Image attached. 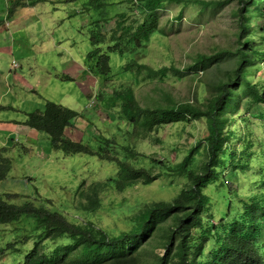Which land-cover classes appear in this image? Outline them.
<instances>
[{"label": "trees", "instance_id": "trees-1", "mask_svg": "<svg viewBox=\"0 0 264 264\" xmlns=\"http://www.w3.org/2000/svg\"><path fill=\"white\" fill-rule=\"evenodd\" d=\"M20 1L7 6L8 17ZM28 1L20 4L27 5ZM120 1L126 3L123 10L108 16L104 8ZM226 1L86 0L85 11L94 8L100 16L86 25L89 47L84 67L106 85L110 84V52L126 56L124 70L164 71L163 67L153 70L139 62L146 55L150 36L160 31L157 9L165 2L211 5ZM239 2L234 12L238 19L233 47L198 53L188 65L190 69L203 68L226 57L233 59L232 67L224 71L225 77L212 83L210 95L200 105L171 99L165 104L142 105L130 83L110 84V93L99 90L95 98L106 102L104 109L110 108L109 125H114L113 129L110 131L108 124L99 127L92 120L81 122L84 131L94 127V146L64 135L66 126H75L79 123L75 120L84 117L80 110L45 99L41 107L26 112L23 123L44 131L51 148L65 154L81 152L113 160L118 174L90 182L84 188L79 183L76 212L81 219H69L50 208L46 203H51L49 199L27 196L15 202L19 193L0 192V224L21 220L29 225L23 231L16 227L12 239L0 246V256L17 252L22 255L20 264H264V235L259 234L264 231V141L252 132L250 116H237L242 121L239 125L231 111L244 97L264 107V76L256 74L259 61H264V0ZM101 20L111 27L99 28ZM249 67H253L250 74ZM61 78L71 79L68 75ZM199 118L205 120L199 163L191 165L197 150L193 145L174 164L151 158L159 173L138 164L144 157L134 148V139L139 135L159 124ZM116 120L126 123L125 132ZM116 131L127 139V145L117 140ZM114 150H121L123 155L112 154ZM0 161L6 158L0 157ZM6 167L0 164V179ZM160 173L180 175L184 182L170 199L153 200L137 209L127 206L124 230L113 232L87 218L100 206L102 191H121L138 181L149 183ZM157 246L163 249L161 253L155 250Z\"/></svg>", "mask_w": 264, "mask_h": 264}, {"label": "rangeland", "instance_id": "rangeland-1", "mask_svg": "<svg viewBox=\"0 0 264 264\" xmlns=\"http://www.w3.org/2000/svg\"><path fill=\"white\" fill-rule=\"evenodd\" d=\"M13 1L7 0V4L10 5ZM26 1L21 0L20 3ZM20 3L16 4L12 14L14 17L9 26V21H0L3 29H0V38L7 36L10 44L8 47L22 64L20 70H26L25 78L20 84V99L23 104L15 103L16 109L6 110L14 117L25 118V110L31 111L41 107L34 104H39L42 97L73 108L78 107L77 109L83 112L84 117L77 118L75 121L79 123L76 122L75 126L64 128V135L74 141L94 146V142L91 141L96 133L94 127H88L84 131L81 126V122L84 123L86 119L92 120L99 127L110 124L108 117L110 108L104 109L106 102L95 98L99 90L110 93V84L130 83L136 99L142 105L165 104L168 99L200 105L210 95L212 83L218 77H225L224 71L233 65L232 57H226L219 62L209 63L203 68L188 67L198 53L209 54L217 49L233 47L238 19L234 12L241 5L239 0H227L221 4L211 5L165 2L161 8L157 9L160 31L150 36L145 45L146 55L139 60L153 70L163 67L164 71L148 72L142 68L136 73L134 68L124 70L122 65L126 61V56L110 52L111 75L108 85L102 83L100 76L90 73L84 67V58L89 47L86 33L91 19L100 16L99 10L91 8L85 11L86 0H37L29 6H21ZM125 5L124 2H112L104 8V11L109 16L123 10ZM2 9L6 12V8L0 2V13L3 15ZM18 9L23 12L31 10L33 15L16 17ZM98 26L102 30L107 26L111 27L102 20ZM52 39L59 40L58 48L62 52V57H68L61 60L60 71L66 75L67 72H72L74 81L54 78V67L50 70L49 65L43 62L45 60L51 63L55 60L56 63L60 60L57 53L52 50H46L43 53L37 50ZM52 44H55L54 41ZM34 61H42V67ZM259 62L260 68L256 69V74L264 76V61ZM5 63L7 64L6 61ZM82 66L84 69H81ZM43 68L48 69V72H40V75L46 77L41 80L37 70ZM247 72L252 73L253 67H249ZM51 73L52 76H50ZM28 85L30 89L26 88ZM33 87L38 89V92L31 94ZM13 99V95L8 96V100ZM89 101L93 103L89 104ZM19 108L24 112H20ZM231 111L239 125H242L240 116H250L252 132L264 141V107L244 97L239 100L237 108ZM116 121L119 123L121 132H125L126 123ZM107 127L111 131L114 125ZM243 131L240 130V132ZM114 135L122 145L129 143L118 131ZM203 136H205L204 118L159 124L149 133L134 139L135 150L144 156H141V160L137 162L151 168L153 173H159V167L151 163V158L156 157L174 164L182 160L188 148L195 145L197 150L191 157V165L194 166L203 157ZM49 145L48 135L44 131H35L27 141L17 135V138H14L9 145L10 150H0V157L6 158V161H0V164H7L4 175L0 179V192L19 193V197L14 199L15 202L27 196L31 199L37 197L43 201L49 199L51 203L45 202L50 208L58 209L69 219L70 217L81 219L82 216L76 212L79 183L84 188L90 182L115 177L118 174V167L113 160L100 159L96 155L81 152L65 154L60 150L48 149ZM122 153L121 150L112 152L119 157L123 155ZM183 182L184 178L180 175L160 173L149 183L138 181L121 191L107 189L100 193V206L87 218L95 225L113 232L124 230L127 226L125 218L129 215L128 209L125 210L127 206L131 205V208L137 209L153 200L170 199ZM17 226L22 231L29 228L27 221L21 220L7 225L0 224V246L12 239ZM259 234L263 236L264 231L260 230ZM155 250L160 253L163 251L158 246ZM21 258V254L9 251L0 256V263L20 264Z\"/></svg>", "mask_w": 264, "mask_h": 264}, {"label": "crops", "instance_id": "crops-1", "mask_svg": "<svg viewBox=\"0 0 264 264\" xmlns=\"http://www.w3.org/2000/svg\"><path fill=\"white\" fill-rule=\"evenodd\" d=\"M31 1L32 0H29L27 5H26V3H23V4H21V6H24V5L29 6L30 4L33 5L34 3H31ZM0 2L2 4V6L4 8H6V11H7V5H8L7 0H0ZM2 12H4V13H3V15H2V13H0V21H2V19L5 16V13H6L3 9H2ZM28 14L33 15V11L28 10L26 12H23V11H20V9H18L16 17L21 18V17L27 16ZM13 17H14V15H11L9 17L6 15V18L9 20L8 26L12 22ZM0 29H2V24H0ZM53 41L55 44H52ZM58 41H59L58 39H52V41L50 40L49 43L41 45L40 47L37 48V50L41 53H43L46 50H52L53 52H56L57 55L59 56L60 60L57 61L56 63H55V60L53 63H48V61H45V60L43 61V62H46L45 64L49 65L50 70H52V68L54 67L53 72L55 73L54 78H56V79H60L59 78L60 75H58L59 73L66 74V73L60 71L59 65H61V60L63 58L64 59L68 58L67 56L62 57V55H61L62 52L59 51L60 48H58V46H59ZM8 45H10V44L8 42L7 36L6 37L2 36L0 38V150L2 148H4V146L11 145L14 138L15 139L17 138V135L22 136L24 138V140L27 141L32 137L33 133H35V131H36L33 128H30L23 123L25 120L24 117L19 119L16 116L14 117L11 113L8 114V112L6 110L9 108H15L16 109L15 103L23 104L21 102V99H20V89H21L20 84H22V82L25 78L24 71H26L24 69L20 70L22 67V64L18 61V59H16L14 57L13 52H11V49L8 47ZM41 48H44V49L42 50ZM87 50H88V47H87ZM72 52H74V51H72ZM10 56H13L20 63V68L16 71L13 70L11 72L9 70L8 65L10 64V62H9ZM71 56H72V53H71ZM5 61L7 62V64L5 63ZM41 62L42 61H34V63H36L38 66L42 67ZM54 63H55V65H54ZM79 69H80V67H79ZM81 69H84V67L82 66ZM81 69H80V71H81ZM37 71H39V77L41 78V80H44L46 77L40 75V72L47 73L48 69L43 68V69H38ZM71 74H73V73L67 72V75L70 76L71 79H73L72 81H74V76ZM76 75H78V74H76ZM50 76H52V73L50 74ZM10 86H11V89H9ZM26 88L30 89V85L26 86ZM79 90L81 91L80 88H79ZM30 92H31V94L34 92H38V89L33 87V91H30ZM26 94H28V93H26ZM9 95L14 96V99L12 101L8 100ZM39 96H41V95L39 94ZM80 96H81V94H80ZM74 97H76V94H74ZM30 99H32V98H30ZM45 99H47V98L42 97L43 101ZM42 100L39 104H34V105L35 106H37V105L42 106V104H43ZM86 101H85V103H86ZM85 103H84V105H85ZM65 106H67V105H65ZM67 107H70V106H67ZM70 108H73V107H70ZM77 108L78 107H76V108L74 107L73 109L79 111V109H77ZM19 111L24 112L20 108H19ZM26 112H28V111L25 110V117H26ZM50 148L51 147L49 145L48 149H50ZM4 150H6V149L4 148Z\"/></svg>", "mask_w": 264, "mask_h": 264}, {"label": "clouds", "instance_id": "clouds-1", "mask_svg": "<svg viewBox=\"0 0 264 264\" xmlns=\"http://www.w3.org/2000/svg\"><path fill=\"white\" fill-rule=\"evenodd\" d=\"M28 1V0H27ZM29 2V1H28ZM16 8V7H15ZM15 11V10H14ZM13 11V12H14ZM6 15L8 16V13L6 12L5 13V16H4V18L2 19V21H9L7 18H6ZM4 24H6L5 22H4ZM45 52V51H44ZM9 62H10V64L8 65L9 66V70L12 72L13 70H18L19 68H20V63L13 57V56H10V58H9ZM49 62V61H48ZM54 62V61H53ZM53 62H51V63H53ZM58 75H60L59 76V78L60 79H62L61 78V76L62 75H66V74H61V73H59ZM4 148L6 149V150H9V145L8 146H4ZM51 150H53V148H50ZM2 150V149H1ZM4 150V149H3ZM2 157V156H1Z\"/></svg>", "mask_w": 264, "mask_h": 264}, {"label": "built area", "instance_id": "built-area-1", "mask_svg": "<svg viewBox=\"0 0 264 264\" xmlns=\"http://www.w3.org/2000/svg\"><path fill=\"white\" fill-rule=\"evenodd\" d=\"M92 103H93V102H90V101H89V104H92Z\"/></svg>", "mask_w": 264, "mask_h": 264}]
</instances>
